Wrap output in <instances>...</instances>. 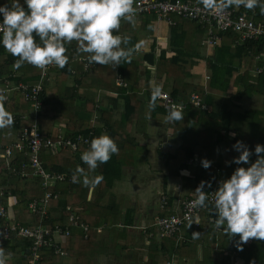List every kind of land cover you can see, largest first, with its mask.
Wrapping results in <instances>:
<instances>
[{
	"label": "crops",
	"instance_id": "crops-1",
	"mask_svg": "<svg viewBox=\"0 0 264 264\" xmlns=\"http://www.w3.org/2000/svg\"><path fill=\"white\" fill-rule=\"evenodd\" d=\"M196 1L204 5L203 0ZM219 1L221 0H214V3ZM3 3L5 0H0V4ZM262 7L264 0L251 10L243 6L230 8L245 13L251 19H258L264 15ZM174 22L175 25H168L151 15L140 16L128 23L121 21L116 34L122 38L128 37L127 44L122 43L121 46L129 50V56L116 67L108 64L85 72L78 62L79 57L83 56L74 55L73 60L68 62L70 75L67 78L61 76V81L59 80L55 86L59 101L54 102L49 113H45L41 118L37 116V127L44 135L57 130L70 133L91 124L95 128L101 126L102 120L111 121L113 125L120 123L125 110L122 96L128 93L130 87H134L138 104L129 118L124 120L123 129L113 132L116 137L121 135L124 139L117 145L118 152L113 154L107 163L98 165L95 170L89 171L80 160L83 152L81 148L87 149L89 144L80 145L77 155L70 151H63L60 156L57 152L42 153V161L48 169L69 175L71 179L70 183L50 187L60 188L62 195L58 203L55 201L50 203L49 210L51 207L53 210L61 206L60 202H63V205L70 203L90 227L89 237L92 239L88 238L91 241L86 243L87 240L80 237L81 231L72 229L74 237L71 241L61 239L67 255L58 257L57 264L172 262L175 259L159 250L160 241L156 237L148 238L146 236L148 232L143 233L141 229L149 227L153 219L161 215V198L166 197L170 212L175 214L184 197L195 196L194 180L197 170L202 168L201 158L212 161L208 168V171H211L209 177L211 186L218 180L227 179L236 167L248 166L231 163L232 158L238 153L231 148L230 141L237 138L250 150L257 143L264 144L263 94L256 95L255 98L249 96L242 98L240 102L232 100L235 98L232 94L236 88L242 89L243 81L249 83L255 81L258 76L254 71L257 65L255 55L242 54V51L237 50V46L233 44V39L228 36L222 37L214 48L206 47L203 43L206 37L203 27L188 20L175 19ZM77 53L80 54L79 51ZM219 61L225 63L221 70L222 74L216 78L211 75L213 73L211 67L219 65ZM224 71H228V76H224ZM58 73L50 72L51 86H54L55 79H58ZM118 74L126 83V87H118L115 84ZM13 75L18 77L21 73ZM37 75L38 68L36 77ZM211 79L213 87L210 86ZM157 87L160 92H166L170 96L174 94L183 97L184 101L178 104L183 106V110L190 112L197 109L190 104V95L195 93L194 87H202L203 102L206 94L210 96L209 102H204L208 106L205 112L213 110L222 113L224 109L230 111L233 126L227 128L231 122H223L225 128H221L220 135L223 140L220 142L215 140L219 125L207 119L194 118V114L172 126L165 120V114H156L155 107H150L149 99L153 89ZM227 100L232 102L226 103ZM252 100L260 107L259 109L251 110L250 107H244L246 110L241 109V105H247ZM154 105L159 107L157 99ZM250 111L256 114L254 121L251 117L246 119L242 117ZM18 114H29L28 105L26 104L24 112ZM259 114L261 116H258ZM221 116L222 120H227L226 115ZM23 123L28 124V121ZM4 131L5 143L17 138L16 129ZM102 133L105 132L101 131ZM135 149L137 151L134 152ZM137 153L138 155H135ZM187 153L191 156L186 158ZM167 155L173 159L177 156L175 167L180 169L178 175L170 174V167L166 164ZM255 158V155L251 156L249 164ZM188 160L191 162L187 163ZM78 165L84 169L83 174L76 171ZM213 165L216 166V170ZM116 168L117 172L119 171L117 176ZM106 169L112 170L111 186H107L110 172L107 174ZM182 171L188 174H182ZM98 175L103 177L99 183L95 185L84 183L85 177L91 179ZM38 185L39 190L37 187L36 190L42 195L44 189L41 184ZM6 205L13 216L16 202L9 197ZM213 217L215 218L214 213ZM193 232L199 235L194 237ZM180 234L184 242H192L193 248L189 249L188 254L184 249L174 264H219L234 240L228 239L213 225H202L195 231L187 226ZM249 242L248 240L244 244ZM240 261L239 259L238 264H245ZM230 264H234L233 259H230Z\"/></svg>",
	"mask_w": 264,
	"mask_h": 264
},
{
	"label": "clouds",
	"instance_id": "clouds-1",
	"mask_svg": "<svg viewBox=\"0 0 264 264\" xmlns=\"http://www.w3.org/2000/svg\"><path fill=\"white\" fill-rule=\"evenodd\" d=\"M203 3L205 7L216 6L214 0H203ZM260 3L261 0H225L224 7L243 6L251 10ZM261 10L264 11V7ZM134 12L133 0H23V6L20 0H11L10 4L5 0L0 4V47L18 57L14 63L17 68L24 62L39 68L63 67L68 60L65 44L76 41L78 50L89 54V62L116 67L130 53L121 46L127 44L128 37L122 38L114 34V30L120 27L121 19L132 22ZM34 36L39 38V43ZM159 94L160 89L154 88L150 107L154 106ZM5 99L0 95V129L13 124V115L4 107ZM183 117L182 106L173 104L165 120L174 122ZM231 148L238 153L231 163L248 166L236 167L227 179L218 182L212 192V211L215 226L228 239L237 237L239 249L249 239L264 241V144L257 143L250 150L242 141L236 140ZM117 152L115 141L102 133L90 140L80 160L92 171L107 163ZM253 155L256 158L249 164ZM211 163L204 158L200 160L205 169ZM76 171L84 173L79 165ZM182 174L188 173L182 171ZM102 179L101 175L91 179L85 177L84 183L95 185ZM206 184L200 181L194 189L195 199L191 201L194 208L207 207V192L203 191ZM192 235L195 237L199 233Z\"/></svg>",
	"mask_w": 264,
	"mask_h": 264
},
{
	"label": "built area",
	"instance_id": "built-area-1",
	"mask_svg": "<svg viewBox=\"0 0 264 264\" xmlns=\"http://www.w3.org/2000/svg\"><path fill=\"white\" fill-rule=\"evenodd\" d=\"M215 4V7H205L196 0H133L135 9L133 20L140 16L151 15L168 25H175V19L195 22L205 30L204 46L211 48L217 46L221 41V34L227 32L237 36L233 42L235 46H239L244 42L264 41V15L258 19H251L245 13H239L235 9L224 7L222 0ZM254 58L257 60L254 69L255 74L264 77V53H258ZM78 62L82 64L84 71L97 65L85 58H79ZM53 66L37 67V79L31 83H13L12 78L14 75L0 80L2 82L0 95L6 98L4 104L9 101L13 93L17 92L20 93L29 109L27 115L12 114L13 124H15L17 130V138L0 145V161H2L0 171L5 170L10 177L19 178L23 181L36 179L41 184L44 189L43 195L39 199L30 201L27 210L29 213L41 215L43 219L48 217L50 203L61 197L59 192L49 190L50 187L67 182L69 179H67V175L45 167L41 158L42 153H55L67 149L72 153L79 154L80 145L88 146L89 137L93 133L91 129L94 127L93 124L87 127V135H70L60 130L44 135L39 131L36 120L42 106L40 96L44 84L50 80V72ZM206 79H209V77H206ZM115 84L118 87H126V83L120 76L116 77ZM156 99L159 106L166 111H169L173 104L180 105L174 102L166 92H160ZM189 102L201 111L208 109L202 97L196 93L190 95ZM27 121L28 124L23 123ZM190 162V160L187 161V163ZM213 168L216 170L215 165H213ZM218 182L220 181H216L205 191L207 192L206 208L198 209L192 206L191 201L195 199V196L184 197L180 201L175 214L154 218L149 227L141 228L142 232L147 231L146 236L148 238L156 237L158 240L175 238L176 242H184V238L180 233L187 226L195 231L203 224H208L220 230L215 226V218L212 213V192L216 190ZM0 195H2V192H0ZM166 205L167 199L163 196L160 201V209H165ZM65 211L67 213V224L64 226L54 225L49 230L42 228L40 224L34 227L23 226L15 221L7 207L0 206V247L11 245L20 238L26 240L28 252L25 254V260L27 264H38V253L46 247L51 249L55 256L65 257L67 252L62 240L70 236L72 228L79 229L84 240H88L90 231V227L80 218L72 205L67 203ZM193 221H196V223ZM233 262L234 264L239 263L237 254H234Z\"/></svg>",
	"mask_w": 264,
	"mask_h": 264
},
{
	"label": "trees",
	"instance_id": "trees-1",
	"mask_svg": "<svg viewBox=\"0 0 264 264\" xmlns=\"http://www.w3.org/2000/svg\"><path fill=\"white\" fill-rule=\"evenodd\" d=\"M10 3H11V0H9V4ZM20 3L23 6V0H20ZM230 7L231 6H228V8ZM121 21L123 22L125 21L128 23V21L123 20V19ZM116 33L117 31L114 30V34ZM223 35L222 37L225 38L228 36L231 40L233 39V41L237 38L235 34L230 33V32L224 33ZM34 38L36 39L38 43L40 42L38 37L34 36ZM65 48H66L65 55L68 57L67 63L63 67H57V66L55 67L54 65L51 68V71L59 72L58 79L57 78L55 79L54 86H51L49 82H46L44 84L43 92L40 96L42 106L38 113V118H41L45 113H47L49 109L53 106L54 102L59 101L60 98H58V94H57V90L55 89V86H56V83L59 82V80L61 81V76H65L64 78H67L70 75L68 62L70 60H73L74 55L83 56L79 58H85V59H88L89 57L88 53H83L78 50V45L76 41H71L65 44ZM236 49L241 50L242 54H247L248 56H254V55H257L258 53L264 52V41L261 40L257 42H244L241 45L237 46ZM78 51L80 52V54L77 53ZM17 59L18 57L12 56L5 49L0 47V80H2L4 77H7L10 75L19 73V72L21 73L20 76L18 77L14 76L12 78V80H14L15 82L19 81L23 83H29L30 81L35 80L37 78L36 77L37 67L24 62L21 64L19 68H17L14 66V63ZM224 63H225L224 61H219L218 62L219 65H216V67L212 66L211 73L212 71L213 73L211 75L216 76V78L219 77L222 74L221 70L224 66ZM103 66L104 65L97 64L93 68H90L85 72H89V71H92L98 68H102ZM82 70H83V67H82ZM117 76H120V75L118 74ZM224 76H228V71H224ZM1 84L2 82L0 81V86ZM210 86L213 87L212 79L210 82ZM242 90H244V92L241 93V91H239L237 93V97L234 98L239 102L242 100L240 97L243 94H246L248 91L254 93L255 95L263 94L264 96V77L258 75L255 81L253 80L252 82L250 81L249 83H246V81H243ZM189 92L187 93V95L189 94ZM194 92L199 94V96L201 97L204 94V89L202 87H194ZM124 94L125 95L122 96V99L124 100L125 110H124V116L122 117L121 122L118 123L117 125H113L111 121L102 120L101 126L98 125L96 126V128L92 127L91 131L93 133L91 135V138L89 139V142L93 137L99 136L101 134V131L105 132L108 136H110L115 141L116 145H118L119 142L122 143L124 141L121 135H118V137H116L117 135H114V133L115 131H121L123 129L122 124L124 123V120L129 118V115L134 112L135 107H138V104L136 102L134 87H130L128 93H124ZM250 95L248 96L250 97ZM171 97L176 103H182L184 101L183 97H178L177 95H174V94H171ZM209 99H210V96L206 94L204 98V102L208 103ZM4 107L11 114L19 113V112L22 113L26 110V103L24 102L20 93L15 92L11 95L9 101L4 104ZM154 107H155L154 113L156 114L160 113V114H165L166 116V114L168 113V111L164 110L160 106L157 107L156 105H154L151 108H154ZM182 111L184 112V117L182 120H184V118H187L189 115L194 114V118H199L200 120L207 119L210 121H214L216 124H218L219 130L216 133L217 138L215 139L217 142H220L221 140H223L222 135H220V132L222 130L221 128H225L224 127L225 125H223V122H226V121L231 122V125L227 126V128L233 126V121H230L232 114L230 113V111H225V109L222 110V113H219L213 110L210 112L209 111L205 112V111H201L200 109H194V111H191V112L188 110H183V109ZM253 114H254L253 111L246 112L242 117L246 119V117H252ZM221 115H226L225 117H227V120L225 121L222 120ZM177 122L179 121L170 122V124H172L173 126L177 124ZM12 128L16 129L15 124H12L11 127L0 129V145L6 144L5 137L3 135V132H5L4 130L7 131V130H11ZM186 129H187V124H186ZM173 130L176 131L174 128ZM69 134L70 135H75V134L87 135L88 134L87 127H84V128L80 127V129L78 130H73V132L70 131ZM236 140L237 138L233 139L232 141H230L231 142L230 144H234ZM81 149L83 151L86 150L83 147ZM63 151H70V150L63 149V150L57 151L58 156H60ZM135 151L137 150L135 149L134 152ZM74 155H77V154L74 153ZM135 155H138V153ZM188 156H191V155L190 154L188 155L187 153L186 158ZM176 157L177 156H175L174 158L176 159ZM41 158H42V155H41ZM175 159L167 155L166 164L170 167L169 172L172 175H178L180 172V169L175 167ZM43 165L46 167L45 162H43ZM117 170L118 168H116V171H115L116 176L119 174V171L117 172ZM108 172H110V176L108 177L107 186H111V180L113 179L112 177L113 175H111L112 170L108 169L106 173L108 174ZM210 173L211 171L210 170L208 171V168L205 169L202 167L199 170H197L196 172L197 176L195 177V180H194V184H195L194 189L196 188V186L199 184L200 181H205L207 182V184L203 190H207L209 182H210V178H209ZM67 179H69V181L61 183V185L71 182L69 175L67 176ZM38 184L39 183L37 182L36 179L23 181L19 178L10 177L7 171L1 170L0 171V192H2V195H0V206L6 207L7 206L6 202L8 198L9 197L13 198L14 201L16 202L15 207H13V211H14L13 218L15 219L16 222H18L19 224L23 226L34 227L35 225L40 224L42 228H46L50 230L53 228L54 225H61V226L66 225L67 224V213L65 211V206L67 203L63 205V202L62 203L60 202L59 204H61V206L56 207L53 210L51 209L52 207L50 208V210L48 208V217L46 219H43L41 215L39 214H32L28 212L27 210L28 203L32 201L33 199H39L43 195V194L41 195V193L37 192L36 190V187L39 190ZM49 190L59 192V194L62 195V191L60 190V188H57V189L54 188V189H49ZM54 201L58 203L60 199H57ZM161 210H162L161 215L158 217H167L169 215H172V212H170L169 210L168 201H167L166 208L161 209ZM72 229H75V228H72ZM73 231L71 230L72 235L70 234L71 236L67 238V241H71V238L74 237ZM80 237L82 239L81 235ZM233 238L234 240L228 249V253L224 257L221 258V261L219 264H230V259H231L229 255L230 252H233L234 254L238 253L239 259L243 261L245 264L247 263L264 264V241L249 239L250 242L248 244L243 243L242 246L238 249L236 247L237 237L234 236ZM90 239H88L85 242L87 243L88 241L92 240ZM159 241H160L159 250L162 251L164 254H167L172 259H177L178 257L180 258L184 249H185V253L187 252L188 254L189 249L193 248L192 242L191 243L188 241L176 242L175 238H166V239H162ZM26 243H27L26 240H23L22 238H20L11 245L1 246L0 247V260H3L4 264H27V261L25 260V254L28 252ZM38 254H39L38 264H57L58 263V257L55 256L53 252L51 251V249L47 247L42 249Z\"/></svg>",
	"mask_w": 264,
	"mask_h": 264
},
{
	"label": "rangeland",
	"instance_id": "rangeland-1",
	"mask_svg": "<svg viewBox=\"0 0 264 264\" xmlns=\"http://www.w3.org/2000/svg\"><path fill=\"white\" fill-rule=\"evenodd\" d=\"M239 91H241V93H243L244 92V90H242V89H239V88H236V91H235V93L234 94H232V95H234L233 97H237V93L239 92ZM251 94V95H250ZM244 95V96H243ZM240 98L242 99V98H245V97H248V95H250V97H252V98H255L256 97V95L254 94V93H252V92H250V91H248L246 94H243ZM233 101H236L235 99H232ZM232 100H227V102L226 103H231L232 102ZM254 101L252 100V101H250V102H248V104L246 105H241V109L242 110H246L247 108H244V107H250L251 108V110H255L254 108H256V109H259L260 107L254 102ZM242 103H244V101L242 102ZM74 106V105H73ZM72 106V107H73ZM233 108H234V106H233ZM259 113V112H258ZM264 115V114H263ZM258 116H261L260 114L258 115ZM255 117H256V114L254 113L253 115H252V117H251V119L254 121V119H255ZM263 124H264V118H263ZM204 225H208V224H203V226ZM201 228V227H200ZM235 254H237V253H235ZM229 255H230V258L231 259H233L234 258V253L233 252H230L229 253ZM237 256H238V254H237ZM239 258V257H238ZM176 260V259H175ZM175 260H173L172 262H170V263H168V264H174V261ZM241 262V261H240Z\"/></svg>",
	"mask_w": 264,
	"mask_h": 264
},
{
	"label": "water",
	"instance_id": "water-1",
	"mask_svg": "<svg viewBox=\"0 0 264 264\" xmlns=\"http://www.w3.org/2000/svg\"><path fill=\"white\" fill-rule=\"evenodd\" d=\"M247 264H250V263H247Z\"/></svg>",
	"mask_w": 264,
	"mask_h": 264
}]
</instances>
